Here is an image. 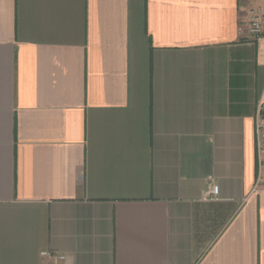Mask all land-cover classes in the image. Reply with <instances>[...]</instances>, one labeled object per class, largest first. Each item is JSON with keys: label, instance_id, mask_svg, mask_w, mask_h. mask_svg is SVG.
Returning a JSON list of instances; mask_svg holds the SVG:
<instances>
[{"label": "crops", "instance_id": "1", "mask_svg": "<svg viewBox=\"0 0 264 264\" xmlns=\"http://www.w3.org/2000/svg\"><path fill=\"white\" fill-rule=\"evenodd\" d=\"M252 10L0 0V264H264Z\"/></svg>", "mask_w": 264, "mask_h": 264}, {"label": "built area", "instance_id": "2", "mask_svg": "<svg viewBox=\"0 0 264 264\" xmlns=\"http://www.w3.org/2000/svg\"><path fill=\"white\" fill-rule=\"evenodd\" d=\"M242 29L247 30V38L250 40H260L264 30V14L258 10H252L241 22ZM255 137L258 173L255 182V189L264 190V102L261 103L256 112ZM208 195L211 198L217 197V186L210 183ZM41 257L52 259L55 263L64 261V257L50 252H42Z\"/></svg>", "mask_w": 264, "mask_h": 264}]
</instances>
